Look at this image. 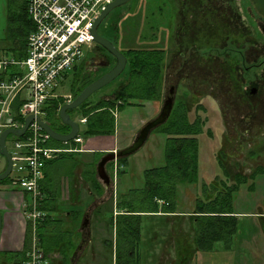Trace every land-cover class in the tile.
I'll return each mask as SVG.
<instances>
[{"label": "rangeland", "instance_id": "rangeland-1", "mask_svg": "<svg viewBox=\"0 0 264 264\" xmlns=\"http://www.w3.org/2000/svg\"><path fill=\"white\" fill-rule=\"evenodd\" d=\"M16 2L17 0H13L14 4ZM8 6L9 0H0V55L5 54L10 45L6 39ZM263 29L264 19L249 0H130L114 8L99 25L100 32L111 35L112 38L119 36L121 48L166 49L160 100H148L143 105L128 104L114 111L121 149L132 144L139 133L134 129L136 119L143 117L147 123L159 115L170 87L169 80L176 85L177 100L174 105L184 95L186 101L192 102L190 115L193 117L199 114L205 120L201 136L205 141L204 151L200 142V181L178 185V211L194 209L196 194L202 190L201 179L216 175L220 171V162L235 170L240 166L239 169L247 172L264 167V146L257 132L247 131V135H244V129L241 134L240 127H235L232 133H227L228 127L232 126L231 118L238 119L236 123L239 125L243 121L242 116H245L241 110H234L237 105L233 106V98L248 96L245 88L252 75L260 76L264 84V72L261 69L252 67L250 71H245L242 68L244 64H254L264 59ZM261 64L264 67V62ZM178 68H183V71L178 73ZM71 76L72 74L67 78L61 93L71 91ZM125 78L126 71L96 90L89 97L90 101L114 97ZM198 104L203 108L198 109ZM251 106L249 104L247 108ZM76 110L74 109L72 116L79 120L82 115ZM84 126L81 123L80 130L83 131ZM208 133L212 137L208 138ZM93 136L83 138L87 141ZM223 138H227L226 142H229L226 143L224 154L220 150ZM12 140V135H9V149L13 148ZM165 147L166 134L155 128L145 144L128 156L125 165L119 164L118 160L109 162L107 170L113 184L110 188H104L101 195L84 179H91L90 175L94 170L99 179L97 164L105 153L74 152L49 166L48 179H52L55 188L59 187L57 201L61 208L51 214L60 216L62 226L75 232L74 240L78 243L88 232L87 242L79 252L75 264H114V256L110 254L106 244L115 243V225H108L109 216L106 215H109V208L101 211V215L96 214L95 208L103 199L108 200L113 196L115 201L121 197L120 193L129 192L132 188H142L145 184V169L166 164ZM6 164V157L0 153V172ZM13 176L14 172L11 173V177ZM101 183L104 185L102 181ZM234 205L235 210L242 215L240 230L243 234L236 235L231 247H226L223 241H219L213 250L199 252L197 264H258L259 256L250 251L264 244V240L258 226H255L258 218L251 215L255 211H264V173H259L256 177L253 188L242 185L235 194ZM73 208L84 211L79 219H75L74 214L62 213V210ZM85 217L89 218L87 228L82 226ZM155 221L156 224L150 217L143 218L142 260L145 264H172L175 248L171 243L168 244L166 235L159 233L160 236L154 237V228L164 231V224L159 220ZM166 252L170 253L164 254ZM43 262L44 259L40 264Z\"/></svg>", "mask_w": 264, "mask_h": 264}, {"label": "trees", "instance_id": "trees-1", "mask_svg": "<svg viewBox=\"0 0 264 264\" xmlns=\"http://www.w3.org/2000/svg\"><path fill=\"white\" fill-rule=\"evenodd\" d=\"M8 7L6 39L10 45L4 55L24 57L27 52L28 36L33 29V23L27 11V0H17L15 4L13 0H9ZM125 50L128 57V64L124 70L126 78L115 91L116 95L111 98L104 97L96 102L88 98L77 108L83 117H87L83 131L80 132L83 137L113 135L116 132L115 109H121L128 104L143 105L147 100L155 101L161 98L166 49L130 47ZM85 65L86 61L83 60L70 73L72 74L71 92L74 98L95 79L92 74L86 73ZM64 103V98L49 101L45 106V117L53 129L66 133L65 130L70 127L64 124L59 116V109ZM191 104L190 101L182 103L179 99L168 120L156 128L159 132L166 134V164L145 169V184L142 188H132L129 192L120 193L121 197L116 198L115 201L113 196L108 200L103 199L95 208L96 214L99 215L101 211L104 212L109 208V215H106L109 216L107 217L108 225H115V243L106 244L110 254L114 256V264H145L141 254L144 217L152 218L154 224H156L155 220L164 224V231L159 229L160 232L154 228L152 233L154 237L160 236L159 233H161L166 235L167 240L173 241L172 246L176 252L172 264H197L196 258L199 252L213 250L219 241H223L226 247H231L236 235L243 234L240 230L242 215L235 210V194L242 185L254 187L256 179L249 178H255L257 174L264 173L262 166L257 167L249 176H245L230 171L220 162L218 167L220 171L216 175L201 179L203 180L202 190L196 194L194 209L192 211L177 210L178 185L200 181V142H202L205 120L199 114L193 117L190 115L193 109ZM197 108L203 107L198 104ZM210 137L212 134L208 133V138ZM50 145L75 149L78 143L52 139ZM74 152L76 151H64L59 157L46 164L45 183L41 182L44 197L38 207L44 215L38 219L35 226L32 220H27L25 247L21 251L4 253L8 263H22L30 258L32 240L35 235L46 264H72V259L83 240L80 243L74 240L75 232L62 226L60 216L51 214L52 211L61 209L57 201L60 190L59 187L53 186L52 179L47 178L49 166ZM127 160L128 156L118 158L119 164L125 165ZM118 173L120 174V168ZM219 175L221 176L218 177ZM90 178L84 180L98 195H101L106 187L97 178L95 170ZM7 181H12L11 174L0 182ZM25 193L29 198L28 193ZM63 212L74 214V218L79 219L84 211L73 208L62 210ZM251 217L258 218L255 226L256 228L258 226L264 240V211L252 212ZM248 232H250L249 229ZM250 253L259 256L258 264H264V244L254 247Z\"/></svg>", "mask_w": 264, "mask_h": 264}, {"label": "built area", "instance_id": "built-area-1", "mask_svg": "<svg viewBox=\"0 0 264 264\" xmlns=\"http://www.w3.org/2000/svg\"><path fill=\"white\" fill-rule=\"evenodd\" d=\"M112 1L27 0L33 29L26 55H0V135L7 128H23L27 117L33 115L22 135H7L13 137V148L9 149L7 138L6 145L12 155L11 173H15L12 184L28 193L22 208L34 226L44 215L38 207L44 197L41 182L46 164L64 151L79 150L50 145L53 138L37 117L46 121L45 106L52 99L64 98L65 103L74 99L71 91L61 93V89L75 66L92 50L94 23ZM73 141L81 144L84 138L79 132ZM43 257L34 235L30 258L17 264H40Z\"/></svg>", "mask_w": 264, "mask_h": 264}, {"label": "water", "instance_id": "water-1", "mask_svg": "<svg viewBox=\"0 0 264 264\" xmlns=\"http://www.w3.org/2000/svg\"><path fill=\"white\" fill-rule=\"evenodd\" d=\"M130 0H113L109 3L106 8L102 11V13L97 17L94 27H93V34H94V41L98 44L106 47L109 51H111L118 59V62L115 66H113L108 72L104 73L89 85L85 87V89L72 101L64 103L59 109V116L62 122L70 127V131L67 133L58 132L53 129L46 121H44L40 116L37 117L43 128L51 135V137L57 141L61 142H71L74 137L80 132V123L76 119H73L69 110L76 109L81 106L96 90L102 88L103 86L110 83L112 80L117 78L127 64V57L125 54L120 51L117 46L111 42L108 38L104 37L100 34L98 28L102 21L107 17V15L116 7L123 5ZM251 4L253 5L256 12L264 18V0H250ZM175 90L174 86L171 87L169 91V96L165 99L161 111L159 115L152 120L148 121L139 131L138 135L136 136L133 143L127 146L124 149H120L118 151L112 150L107 152L103 155L100 161L97 164V175L99 179L105 184L107 188H110L113 184V179L110 173L107 170V164L111 161L117 160L119 157L122 156H130L137 150H139L145 142L148 140L152 130L157 126L165 123L171 115L174 106L175 100ZM33 115H30L26 119V124L21 129L16 128H7L5 129L0 135V153L4 155L7 159V166L4 171L0 172V181L7 178L11 171H12V155L7 148L6 145V138L9 133H13L16 135H22L27 126L29 125L30 121L32 120ZM3 225V214L0 210V230L2 229ZM89 225V218L85 217L82 226L87 228ZM87 235L84 237L83 241L80 243L78 250L75 253V256L72 259V264H75L78 253L82 251L85 243L87 242Z\"/></svg>", "mask_w": 264, "mask_h": 264}, {"label": "flooded vegetation", "instance_id": "flooded-vegetation-1", "mask_svg": "<svg viewBox=\"0 0 264 264\" xmlns=\"http://www.w3.org/2000/svg\"><path fill=\"white\" fill-rule=\"evenodd\" d=\"M263 33H264V29H263ZM100 34L103 35L104 37L108 38L111 42H113L117 46V48L120 51H122L125 54V56L127 57V55L125 53L126 50L124 48L120 47V44H119L120 43V38H119V36L117 38H114V37L112 38L111 35L105 34L103 32H100ZM262 40H264V38ZM257 56H258V54H257ZM84 61H86V65H85L86 73H90V74L92 73L93 77L95 79H97L98 77H100L104 73L108 72L113 66H115L116 63L118 62V59L106 47H104V46L98 44L97 42H95L93 44L92 50L89 53H87V55H85ZM263 62H264V59L262 58L259 61H257V63L244 64L242 66V68L245 71H250L252 67H257V69H261V71L264 72L263 64H261ZM127 64H128V57H127ZM127 64H126V67H127ZM126 67L124 68V70L126 69ZM124 70L122 71V73L124 72ZM177 71L179 73L180 71H183V68L182 69L178 68ZM253 77L254 76L252 75L249 78L248 84H247V86L245 88V93L248 96H242L241 95V96L233 98L235 100L233 102V106L237 105V107H235L234 110H241V112H243L242 114H245V116H242V119L240 118L243 121H240L241 123L239 122V125H238L236 123V122H238V119H232L231 118L232 126L228 127L229 131H227V130L226 131H227V133H229V132L232 133L233 128L240 127L241 134H242V129H244V132H243L244 135H247V131L251 132V133H256L257 132L256 134L258 135V137H259V139H260V141L262 143V146H264V84L262 82V79H260V76H257V77L255 76L254 78ZM263 80H264V77H263ZM169 81H170V87H169V90L167 92L166 98L169 96V91H170L172 86H174V90L176 92L175 83H172L171 82L172 80H169ZM174 96H175V100H174V104H175L177 98H176V95H174ZM180 99H181L182 103L183 102H187L186 98L184 97V95H183V97L181 95ZM250 101H251V103H250ZM249 104L252 105V106H254V105H256V106H255V108L252 107V106L247 108V106ZM76 111L79 112V110H76ZM70 114H71V116L74 114V109L70 112ZM83 118H86L85 122L82 121ZM73 119H76V118L73 117ZM77 121H79L80 124L83 123L85 125L86 122H87V117L81 116V118H79V120H77ZM154 129L152 131H154ZM69 131H70V128L65 130L66 133L69 132ZM227 138H225V139L223 138L222 139L223 143H221V145H220V150H221V152L223 154H224V150L227 147V144L229 143V142H226ZM201 141H202V150L204 151V145H205L204 138H202ZM118 150H120V149H117L116 151H118ZM235 163H237V162H235ZM225 166L230 171H232L234 173H241V174H243L245 176H249V174H251L255 170L254 169L253 171L247 172V171H243L242 169H239L240 166L237 167L238 168L237 170H235L234 167H229L227 165H225ZM258 175L259 174H257L256 177H258ZM256 177L255 178H249V179H256ZM207 178H209V177H207ZM87 233H86V235H87Z\"/></svg>", "mask_w": 264, "mask_h": 264}, {"label": "crops", "instance_id": "crops-1", "mask_svg": "<svg viewBox=\"0 0 264 264\" xmlns=\"http://www.w3.org/2000/svg\"><path fill=\"white\" fill-rule=\"evenodd\" d=\"M115 110L117 111L118 109ZM136 120L135 122H137V127L135 126L134 129L137 132L140 131V129L146 123L143 117L138 118ZM137 135L138 134H136V136ZM118 137L117 128L115 134L113 135H97L89 137V139L87 138V141L84 140L83 143L77 145L76 149L79 150H76V152L100 151L106 154L109 151L121 149V147L119 146ZM126 147L127 146H125V148ZM122 148L124 149V147ZM43 176L44 177L42 179V182L45 183V170ZM26 197L27 195L25 191L22 190L20 187L13 185L11 181L0 182V210L3 214V225L2 229L0 230V264H17L11 262L8 263L7 256L4 253L21 251L25 247L28 219L24 214V210L22 208V201ZM167 242L168 244L171 243V245H173V241L171 242L168 240ZM46 263L47 262L45 261L42 264Z\"/></svg>", "mask_w": 264, "mask_h": 264}]
</instances>
